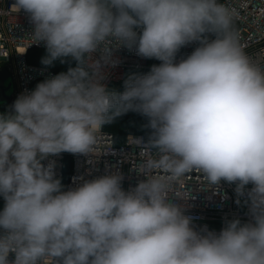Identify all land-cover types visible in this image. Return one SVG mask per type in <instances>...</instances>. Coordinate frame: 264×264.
<instances>
[{"label": "clouds", "instance_id": "1", "mask_svg": "<svg viewBox=\"0 0 264 264\" xmlns=\"http://www.w3.org/2000/svg\"><path fill=\"white\" fill-rule=\"evenodd\" d=\"M12 9L30 15L44 65L70 57L76 67L0 114V264H264V67L239 45L235 12L220 0H15ZM193 41L201 46L175 63ZM109 45L161 63L110 92L93 59ZM128 111L147 118L159 158L145 167L164 175L145 174L128 192L116 174L62 191L41 161L93 153L98 130ZM193 170L210 185L235 183L240 196L252 185V220L194 230L168 196Z\"/></svg>", "mask_w": 264, "mask_h": 264}, {"label": "built area", "instance_id": "2", "mask_svg": "<svg viewBox=\"0 0 264 264\" xmlns=\"http://www.w3.org/2000/svg\"><path fill=\"white\" fill-rule=\"evenodd\" d=\"M15 0H0V71L7 70L13 80L12 96L15 100L23 94L34 90L37 84L50 79L57 74L49 68L39 67L27 61V53L32 48H46L43 41L32 43L31 35L34 24L30 15L24 10L16 12L12 9ZM226 7L235 12L234 21L238 23L237 39L246 54L256 63L264 67V0H223ZM137 34L142 33V27L136 28ZM208 41L216 38L213 33L204 34ZM201 46V41H193L182 47L174 58L175 63L186 59ZM93 59L100 62V81L113 92L125 87V82L138 76L144 70L159 65L155 58H145L137 53L136 46L131 48L121 45L104 52L103 46L93 54ZM0 80V85L3 86ZM3 114L11 113L9 102L3 97ZM148 140L143 134L128 133L122 143L116 142L113 133L102 126L98 130L93 153L80 154L62 152L49 155L41 161L44 167L51 165L54 178L61 183V190L68 191L77 188L83 182L95 178L116 174L121 177V187L128 192L147 179L146 175L163 176L162 170H147L149 160L158 159L154 148L146 144ZM70 158V172L66 175V158ZM252 185H247L245 195L236 192V184L221 181L210 185L199 170H193L179 181H172L168 196L171 202L181 207L186 216L191 218V226L197 232L219 233L228 221L239 219L241 223L252 220L250 204L247 202V192ZM5 205L0 196V211ZM3 230L0 229V234ZM9 259H14L10 253ZM45 264H51L45 261Z\"/></svg>", "mask_w": 264, "mask_h": 264}, {"label": "trees", "instance_id": "3", "mask_svg": "<svg viewBox=\"0 0 264 264\" xmlns=\"http://www.w3.org/2000/svg\"><path fill=\"white\" fill-rule=\"evenodd\" d=\"M221 1V0H220ZM234 28L237 31L238 23L234 21ZM182 47L176 52L175 57L179 55ZM48 55L47 48H32L27 53V61L35 66L49 68L57 75L60 73H66L69 68L76 67V62L70 57L63 58V62L60 59L54 61L51 65H44L41 61L42 58ZM161 61H159V64ZM151 69L142 71L139 75H144L150 72ZM125 90L124 88L116 89L113 92L122 93ZM148 120L145 116L135 111H128L122 115L116 116L110 123L103 125L104 129L108 132H111L116 137V142L118 144L122 143L125 139V136L128 133H139L143 134L146 139L149 141L152 130L146 125ZM70 158L67 157L65 160L66 164V175L68 176L70 172Z\"/></svg>", "mask_w": 264, "mask_h": 264}, {"label": "water", "instance_id": "4", "mask_svg": "<svg viewBox=\"0 0 264 264\" xmlns=\"http://www.w3.org/2000/svg\"><path fill=\"white\" fill-rule=\"evenodd\" d=\"M0 80L3 81V86L0 85V89L2 90L3 97L9 102L10 112L13 111L12 105L15 102V98L12 96L13 92V80L11 75L7 72V70L0 71Z\"/></svg>", "mask_w": 264, "mask_h": 264}, {"label": "rangeland", "instance_id": "5", "mask_svg": "<svg viewBox=\"0 0 264 264\" xmlns=\"http://www.w3.org/2000/svg\"><path fill=\"white\" fill-rule=\"evenodd\" d=\"M220 2L222 3L223 0H221ZM3 103H4V102L2 101L1 91H0V114H3L2 110H1V109H2V105H3Z\"/></svg>", "mask_w": 264, "mask_h": 264}]
</instances>
